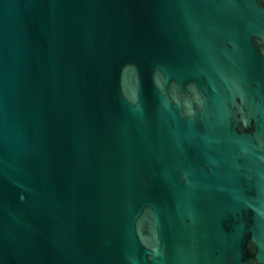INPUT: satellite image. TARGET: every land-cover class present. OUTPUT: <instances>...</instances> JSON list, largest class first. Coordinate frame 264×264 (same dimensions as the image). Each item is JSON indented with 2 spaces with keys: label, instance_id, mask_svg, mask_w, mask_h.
<instances>
[{
  "label": "water",
  "instance_id": "1",
  "mask_svg": "<svg viewBox=\"0 0 264 264\" xmlns=\"http://www.w3.org/2000/svg\"><path fill=\"white\" fill-rule=\"evenodd\" d=\"M0 264H264V0H0Z\"/></svg>",
  "mask_w": 264,
  "mask_h": 264
}]
</instances>
